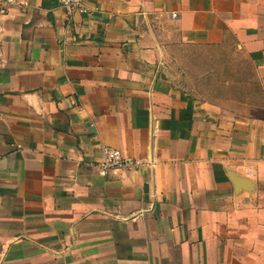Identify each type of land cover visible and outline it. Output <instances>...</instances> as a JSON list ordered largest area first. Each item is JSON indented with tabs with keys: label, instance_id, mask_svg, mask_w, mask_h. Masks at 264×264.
Listing matches in <instances>:
<instances>
[{
	"label": "crops",
	"instance_id": "obj_1",
	"mask_svg": "<svg viewBox=\"0 0 264 264\" xmlns=\"http://www.w3.org/2000/svg\"><path fill=\"white\" fill-rule=\"evenodd\" d=\"M0 16V264H264V105L202 101L180 48L264 93V0H18ZM249 95V102H256ZM104 147L142 166L103 176Z\"/></svg>",
	"mask_w": 264,
	"mask_h": 264
},
{
	"label": "rangeland",
	"instance_id": "obj_2",
	"mask_svg": "<svg viewBox=\"0 0 264 264\" xmlns=\"http://www.w3.org/2000/svg\"><path fill=\"white\" fill-rule=\"evenodd\" d=\"M173 73L178 86L202 101L227 104L245 110L247 104L264 105V93L254 80L247 61L237 57L232 48H208L194 45L180 48L173 60ZM255 95L256 102L247 100Z\"/></svg>",
	"mask_w": 264,
	"mask_h": 264
},
{
	"label": "built area",
	"instance_id": "obj_3",
	"mask_svg": "<svg viewBox=\"0 0 264 264\" xmlns=\"http://www.w3.org/2000/svg\"><path fill=\"white\" fill-rule=\"evenodd\" d=\"M58 4L66 11L69 19L76 14L87 12L84 0H58ZM21 7L25 8L27 4L18 0H0V16L7 15L11 8ZM103 153L105 160L97 166L103 176H106L112 170H132L143 165L138 160L125 158L121 151L111 147H104Z\"/></svg>",
	"mask_w": 264,
	"mask_h": 264
}]
</instances>
